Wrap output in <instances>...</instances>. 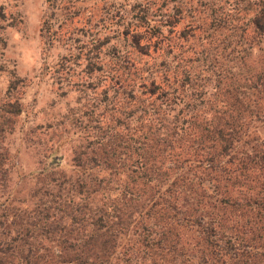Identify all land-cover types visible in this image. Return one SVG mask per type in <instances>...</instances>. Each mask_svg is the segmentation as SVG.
<instances>
[{
	"label": "trees",
	"instance_id": "1",
	"mask_svg": "<svg viewBox=\"0 0 264 264\" xmlns=\"http://www.w3.org/2000/svg\"><path fill=\"white\" fill-rule=\"evenodd\" d=\"M243 13L248 59H258L243 81L224 80L229 67L211 43L181 60L157 48L155 20L124 28L130 54L152 50L158 58L138 67L122 58L124 66L105 71L104 105L119 104L125 131L98 136L92 127L87 136L90 126L82 128L98 140L89 151H73L63 201L81 203L89 189L78 210L86 224L76 236L69 219L51 218L61 227L51 264H264V0ZM54 16L41 26L51 42ZM173 17L166 25H176ZM94 41V55L84 57L87 74L103 66V42ZM234 45L241 58V42ZM34 231L0 214V264H36L38 246L16 239Z\"/></svg>",
	"mask_w": 264,
	"mask_h": 264
},
{
	"label": "rangeland",
	"instance_id": "2",
	"mask_svg": "<svg viewBox=\"0 0 264 264\" xmlns=\"http://www.w3.org/2000/svg\"><path fill=\"white\" fill-rule=\"evenodd\" d=\"M253 1L258 0H0V214L34 228L31 237L16 239L38 246L32 257L36 264H51L50 247L61 229L52 217L69 219L76 236L86 224L78 210L89 189L81 203L63 201L75 169L73 151H89L98 140L86 137L82 128L90 126L87 136L92 127L98 136L125 131L127 121L117 111L119 104L104 105L105 71L124 66L122 58L135 59L137 67L158 58L152 50L138 59L130 54L124 28L155 20L160 28L153 37L157 48L181 60L211 43L212 53L229 67L224 80L243 81L248 66L253 69L254 61L258 63L257 57L248 59L250 35L243 13ZM51 13L52 42L41 33L43 18ZM170 16L175 17V26L166 25ZM206 35L212 39L206 40ZM97 38L100 45L103 42L99 53L103 66L87 74L84 57L94 55ZM237 40L241 58L231 52ZM128 124L133 128V121ZM97 162L92 159L88 166ZM11 235L7 243H12Z\"/></svg>",
	"mask_w": 264,
	"mask_h": 264
}]
</instances>
